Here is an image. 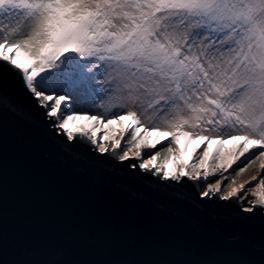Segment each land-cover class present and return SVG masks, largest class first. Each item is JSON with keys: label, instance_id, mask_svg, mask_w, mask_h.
Here are the masks:
<instances>
[{"label": "snow or ice", "instance_id": "6c2138e0", "mask_svg": "<svg viewBox=\"0 0 264 264\" xmlns=\"http://www.w3.org/2000/svg\"><path fill=\"white\" fill-rule=\"evenodd\" d=\"M5 109L93 167L264 227V0H0Z\"/></svg>", "mask_w": 264, "mask_h": 264}, {"label": "water", "instance_id": "95a60500", "mask_svg": "<svg viewBox=\"0 0 264 264\" xmlns=\"http://www.w3.org/2000/svg\"><path fill=\"white\" fill-rule=\"evenodd\" d=\"M225 203L202 213L0 113V264H264L261 218Z\"/></svg>", "mask_w": 264, "mask_h": 264}, {"label": "rangeland", "instance_id": "374dc122", "mask_svg": "<svg viewBox=\"0 0 264 264\" xmlns=\"http://www.w3.org/2000/svg\"><path fill=\"white\" fill-rule=\"evenodd\" d=\"M97 103H99V101H97ZM231 146V143L228 145V147ZM195 148L194 145H190L187 147V149L185 150V152L183 154H181L179 163L181 164H186L187 161L189 160V157H187L188 155H191L193 152V149ZM184 156L186 159L184 160V158L182 157ZM176 161H173L170 163V169H172L173 164H175L176 166ZM244 164L243 163H239V167H243ZM258 171V165L256 167H249L244 173H242L239 177H236L235 173H233L232 175H230L228 177L229 180H231L232 178H235L236 180V184H232L231 187H236L239 183L248 180L252 175L256 174ZM217 178H220L219 176ZM209 181L210 182H214V180L212 179V177H209ZM230 187L226 184L222 185V190L223 192L229 191Z\"/></svg>", "mask_w": 264, "mask_h": 264}, {"label": "trees", "instance_id": "16d2710c", "mask_svg": "<svg viewBox=\"0 0 264 264\" xmlns=\"http://www.w3.org/2000/svg\"><path fill=\"white\" fill-rule=\"evenodd\" d=\"M113 127H118V125H113ZM190 157H191V156H190ZM190 157H189V160L187 161V163L190 162ZM241 159L243 160V158H241ZM197 163H198V161H197ZM238 166H239V162H238ZM236 167H237V165H234V166H233V168H236ZM174 168H175V164H173L172 169H174ZM229 172L231 173V175H232L233 173H235V171H233L232 169H230Z\"/></svg>", "mask_w": 264, "mask_h": 264}, {"label": "bare ground", "instance_id": "6f19581e", "mask_svg": "<svg viewBox=\"0 0 264 264\" xmlns=\"http://www.w3.org/2000/svg\"><path fill=\"white\" fill-rule=\"evenodd\" d=\"M247 187V186H246ZM222 190V189H221ZM221 193H223V191H221Z\"/></svg>", "mask_w": 264, "mask_h": 264}]
</instances>
